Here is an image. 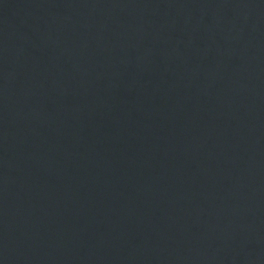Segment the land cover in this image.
<instances>
[{
    "label": "water",
    "instance_id": "1",
    "mask_svg": "<svg viewBox=\"0 0 264 264\" xmlns=\"http://www.w3.org/2000/svg\"><path fill=\"white\" fill-rule=\"evenodd\" d=\"M0 264H264V0H0Z\"/></svg>",
    "mask_w": 264,
    "mask_h": 264
}]
</instances>
